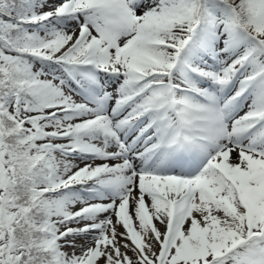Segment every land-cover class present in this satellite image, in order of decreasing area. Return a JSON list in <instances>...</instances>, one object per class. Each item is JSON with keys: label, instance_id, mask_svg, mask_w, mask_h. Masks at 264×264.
Returning a JSON list of instances; mask_svg holds the SVG:
<instances>
[{"label": "snow or ice", "instance_id": "snow-or-ice-1", "mask_svg": "<svg viewBox=\"0 0 264 264\" xmlns=\"http://www.w3.org/2000/svg\"><path fill=\"white\" fill-rule=\"evenodd\" d=\"M0 264H264V0H0Z\"/></svg>", "mask_w": 264, "mask_h": 264}]
</instances>
